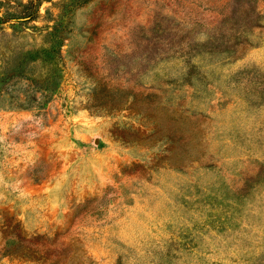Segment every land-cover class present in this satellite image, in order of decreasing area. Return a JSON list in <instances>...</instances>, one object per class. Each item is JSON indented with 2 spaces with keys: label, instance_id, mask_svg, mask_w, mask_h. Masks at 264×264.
Returning <instances> with one entry per match:
<instances>
[{
  "label": "rangeland",
  "instance_id": "374dc122",
  "mask_svg": "<svg viewBox=\"0 0 264 264\" xmlns=\"http://www.w3.org/2000/svg\"><path fill=\"white\" fill-rule=\"evenodd\" d=\"M0 264H264V0H0Z\"/></svg>",
  "mask_w": 264,
  "mask_h": 264
}]
</instances>
